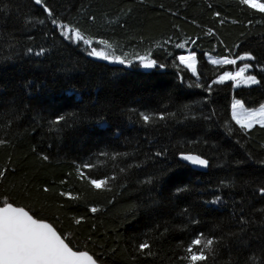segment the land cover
Returning <instances> with one entry per match:
<instances>
[{"label": "trees", "instance_id": "trees-1", "mask_svg": "<svg viewBox=\"0 0 264 264\" xmlns=\"http://www.w3.org/2000/svg\"><path fill=\"white\" fill-rule=\"evenodd\" d=\"M45 2L57 16L108 40L116 54L149 52L168 67L97 60L83 44L62 41L34 0H0V139L9 141L0 145V168L8 169L0 197L47 219L67 234L70 246L102 264H187L179 258L201 232L223 237L206 264H264V198L255 190L264 180V126L245 133L231 120L232 98L258 107L264 84L234 86L229 80L207 91L221 70L241 63H252L248 74L264 81V70L255 67L264 64V13L239 0ZM28 47L48 51L36 56ZM244 51L258 59L214 65L205 56ZM187 52L196 53L199 75L181 66V80L173 60ZM144 111L174 115L145 125ZM57 115L65 121L53 124ZM178 141L194 143L181 149ZM164 147L168 157H155ZM178 150L203 154L209 165L202 171L180 163ZM41 152L50 159L42 160ZM114 152L128 155L113 159ZM84 163L96 165L84 170L89 175L115 171L118 179L95 189L76 171ZM45 184L51 191H43ZM62 190L80 199L61 196ZM214 196L221 200L213 202ZM242 209L246 225L239 221ZM77 216L85 219L76 224ZM144 238L155 255L135 252L133 242Z\"/></svg>", "mask_w": 264, "mask_h": 264}, {"label": "snow or ice", "instance_id": "snow-or-ice-1", "mask_svg": "<svg viewBox=\"0 0 264 264\" xmlns=\"http://www.w3.org/2000/svg\"><path fill=\"white\" fill-rule=\"evenodd\" d=\"M34 3L41 5L43 11L46 13V19L50 21L53 29L58 30L62 41H66L76 46L83 44L86 46V50H90L88 54L92 57L102 58L109 61H118L122 64H131L134 60L139 61L144 67L159 66L160 68H166L168 65L159 63L153 59L149 52H145L144 55L133 54L129 58L127 53L116 54L114 45L108 40L89 35L79 24L71 21H66L63 18L56 15L54 9L50 7L45 0H34ZM239 4L247 6L253 10H257L260 13H264V0H239ZM215 16H219L220 13H214ZM90 19H94L91 17ZM45 21L41 20L43 24ZM195 23V21H193ZM223 23V21H221ZM211 29L209 32L211 33ZM54 34V33H53ZM45 36L49 33L45 32ZM28 40H33V37L28 36ZM98 41L99 45L104 47L95 46V42ZM184 45H178L177 47H183ZM28 53L35 52L36 56H41L47 53L48 49L44 47H28L26 49ZM258 58L252 51H244L240 55L223 56L218 59L212 58L211 63L214 65H237V61H256ZM177 60L179 63H177ZM173 66L177 69L178 78L183 80V76L179 75L181 66H184L187 70H190L193 74L199 75L197 69L196 53L189 52L186 55L180 54L173 60ZM254 65L252 63H241L235 70H221L215 77V80L211 81L207 85V91L211 93L213 91L214 84H223L226 81H233L236 85H261L264 81L258 79L255 74H248L249 70ZM255 67H259L264 70V64H256ZM203 87V85H201ZM207 99V97H205ZM187 107V106H185ZM215 113H213L214 115ZM71 115V114H68ZM174 115L160 112H140L139 116L145 125L152 124L156 119L164 120L166 116ZM65 115H57L53 124L65 121ZM231 120L235 121L236 125H239L240 129L245 133L249 129H252L254 125L264 126V103H261L258 107L248 108L245 107L243 100L233 98L231 103ZM224 125L228 133L233 132V128L228 120H225ZM9 141L6 139H0V145H6ZM183 149L184 144H193L192 141L177 142ZM35 147V146H34ZM169 148L164 147L162 150H157L154 154L155 157H168ZM103 155H107L104 153ZM127 156L128 153H112L111 156L115 159L118 156ZM175 155L178 157V162L186 163L193 166L207 167L209 160L205 158L203 154H200L192 150H178ZM40 158L42 160H49L50 157L41 152ZM102 163V162H101ZM264 164V161H260ZM96 165L92 163H84L78 166L76 171L79 174L81 180H87V182L95 189H105L111 187V182L118 179V174L113 171L111 175H103L100 177H94L85 172V169H93ZM133 167L132 164L127 165V168ZM7 168H0V179L5 178L7 175ZM121 173L125 172V168H120ZM162 175V174H161ZM153 177H147L146 182H152ZM66 180H61L60 183L64 184ZM225 181H221V184H225ZM122 186V185H121ZM182 189L177 188L179 192ZM256 192L264 198V180L259 181V185L256 187ZM43 191L49 192L51 189L45 184ZM60 195L68 197L72 200L80 199L79 193H73L71 191H61ZM220 196H214L213 202L220 201ZM91 211L94 213L97 211L95 206H90ZM264 211V209L260 210ZM85 217H75V223L79 224ZM239 221L246 225L249 221L244 215L243 209L239 215ZM196 223V221H193ZM242 230V229H241ZM167 231V229H165ZM66 235H62L57 228L49 223L47 219H38L36 214L25 206H18L9 196L0 197V264H102V261L98 259L94 254H91L87 250H78L75 246H70V241L66 242ZM233 235L232 233L228 234ZM223 240V237H216L214 235L205 236L203 232L195 235L190 242L187 243L184 248V253L179 259L186 261L187 264H206L209 256H214L217 251V244ZM134 250L137 254L143 256H153L155 253L151 251V241L148 238H144L138 245L133 242ZM135 259V257H133Z\"/></svg>", "mask_w": 264, "mask_h": 264}, {"label": "rangeland", "instance_id": "rangeland-1", "mask_svg": "<svg viewBox=\"0 0 264 264\" xmlns=\"http://www.w3.org/2000/svg\"><path fill=\"white\" fill-rule=\"evenodd\" d=\"M187 53H189V52H187ZM187 53H185V55H186ZM205 56H206L207 60L210 61V62H211V59H212V58H216V59H218L217 57H215V56H213V55H210V54H206ZM235 69H236V68H235ZM235 69H233V70H235ZM230 71H231V70H230ZM233 84H234V82H233ZM241 85H243V84H241ZM236 86H240V85H236ZM245 86H249V85H245ZM233 98H235V97H233ZM233 98H232V100H233ZM235 99H237V98H235ZM245 107H248V106L245 105ZM248 108H255V107H248Z\"/></svg>", "mask_w": 264, "mask_h": 264}, {"label": "water", "instance_id": "water-1", "mask_svg": "<svg viewBox=\"0 0 264 264\" xmlns=\"http://www.w3.org/2000/svg\"><path fill=\"white\" fill-rule=\"evenodd\" d=\"M97 60H101L102 58H97L95 57ZM190 165V164H189ZM192 167L196 168V169H199V170H202V171H205L206 170V167H199V166H193L191 165ZM50 223V222H49Z\"/></svg>", "mask_w": 264, "mask_h": 264}]
</instances>
